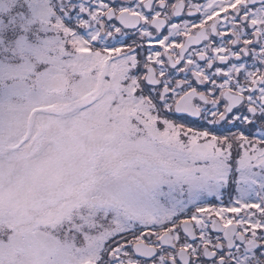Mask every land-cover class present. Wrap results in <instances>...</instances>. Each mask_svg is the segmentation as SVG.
Instances as JSON below:
<instances>
[{
  "label": "snow or ice",
  "instance_id": "snow-or-ice-1",
  "mask_svg": "<svg viewBox=\"0 0 264 264\" xmlns=\"http://www.w3.org/2000/svg\"><path fill=\"white\" fill-rule=\"evenodd\" d=\"M0 264H264V0H0Z\"/></svg>",
  "mask_w": 264,
  "mask_h": 264
}]
</instances>
